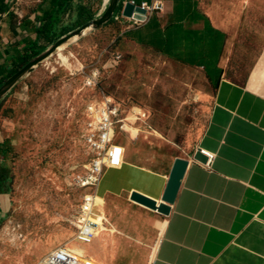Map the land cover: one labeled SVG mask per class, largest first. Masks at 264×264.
<instances>
[{
  "label": "rangeland",
  "instance_id": "374dc122",
  "mask_svg": "<svg viewBox=\"0 0 264 264\" xmlns=\"http://www.w3.org/2000/svg\"><path fill=\"white\" fill-rule=\"evenodd\" d=\"M87 3L96 15L93 21L110 1ZM199 4L228 33L230 49L224 68L228 79L246 84L264 56V0H199ZM116 16L56 52L0 99V137L6 149L0 165L7 167L8 183V193L0 197L9 206L0 215V264H38L61 245L81 249L87 264L151 262L163 218L130 201L131 193L113 196L111 192L132 186L154 191L156 181L137 166L166 171L169 176L165 168L199 143L215 88L201 72L129 46L119 37L123 22ZM116 56L121 57L117 64ZM83 68L100 70L96 92L86 88L84 76L76 72ZM102 92L127 109L134 108L129 115L137 120L141 117L135 111L143 112L147 124L159 134L148 133L142 121H127L131 140L118 135L124 160L137 166L105 171L98 188L94 211L106 225L119 230L114 233L117 245L112 247L102 246L97 232L88 238L70 222L85 192L78 179L86 174L84 166L91 158L83 140L85 109Z\"/></svg>",
  "mask_w": 264,
  "mask_h": 264
},
{
  "label": "crops",
  "instance_id": "0c3cea01",
  "mask_svg": "<svg viewBox=\"0 0 264 264\" xmlns=\"http://www.w3.org/2000/svg\"><path fill=\"white\" fill-rule=\"evenodd\" d=\"M20 2L23 19L9 12V0H0V88L57 40L80 28L76 26L82 8L96 18L87 0ZM122 2L136 6L157 2L164 7L140 27L120 23L119 37L125 43L201 72L215 88L208 124L199 143L178 157L189 164L170 215H159L167 224L149 264H264V56L246 84L234 83L224 69L230 49L228 33L199 0ZM198 149L215 157L210 169L194 159ZM5 156L0 137L1 163ZM173 163L165 169L171 172ZM134 166L127 161L121 169L107 170L122 172ZM137 167L156 181L154 191L122 187L119 192H111L113 196L137 191L161 199L169 179L167 172ZM8 208L7 199L0 197V215ZM118 225L121 227V223Z\"/></svg>",
  "mask_w": 264,
  "mask_h": 264
},
{
  "label": "built area",
  "instance_id": "2783aa9c",
  "mask_svg": "<svg viewBox=\"0 0 264 264\" xmlns=\"http://www.w3.org/2000/svg\"><path fill=\"white\" fill-rule=\"evenodd\" d=\"M20 3V0H9V12L17 18L23 19ZM139 7L147 12V20L152 14L161 13L164 10L163 5L157 2L151 5L143 4ZM115 19L127 22L129 28L140 27L144 24L124 18L122 12H119ZM120 60V56L115 57L116 64ZM76 72L84 76L86 88L94 92L99 90L100 70L87 71L83 68ZM131 110L103 92L98 99L89 102L86 106L83 140L90 152L91 158L86 164H89L90 168L85 165L86 174L78 179V183L85 189V192L70 222L77 232L88 238L94 237L100 227L95 220L94 206L103 174L107 169H121L126 163L124 150L118 145L117 138L119 134L128 136L127 117ZM203 154L207 157L204 165L210 169L215 157L205 152ZM90 190L92 192H89ZM78 262L79 257L61 245L53 250L48 260L43 259L38 264H77Z\"/></svg>",
  "mask_w": 264,
  "mask_h": 264
},
{
  "label": "water",
  "instance_id": "95a60500",
  "mask_svg": "<svg viewBox=\"0 0 264 264\" xmlns=\"http://www.w3.org/2000/svg\"><path fill=\"white\" fill-rule=\"evenodd\" d=\"M117 11L122 12V16L124 18L142 23H145L147 21V12L139 6H136L129 2L123 3L122 0H110L107 8H105V12L98 19L93 20L90 23L75 30L74 32L63 36L44 53L33 59L22 70L8 79L0 88V99L4 97L6 93H8L11 89H13L21 79H23L26 75L31 74L37 67L42 64V62L54 55L58 48L66 43L73 35H80L83 31L91 28L92 26L94 27L95 31L99 30L113 19V16ZM194 159L202 163H205L207 161V158L205 157L201 149L197 150ZM188 164L189 162L184 158L175 159L160 203L158 202V200L137 191L131 192L130 200L152 211L158 212L163 216H169L171 213L172 205L176 201L178 192L181 187V180L183 179Z\"/></svg>",
  "mask_w": 264,
  "mask_h": 264
},
{
  "label": "bare ground",
  "instance_id": "6f19581e",
  "mask_svg": "<svg viewBox=\"0 0 264 264\" xmlns=\"http://www.w3.org/2000/svg\"><path fill=\"white\" fill-rule=\"evenodd\" d=\"M110 1V0H108ZM107 5V4H106ZM105 5V6H106ZM94 30V27L92 26L91 28L83 31L80 35H73L66 43H64L63 45H61L58 50L56 52H59V51H64L66 50L71 44H74L76 43L81 37H84V36H87L91 33H93ZM53 56V55H52ZM49 59V58H48ZM47 61V59L42 62L45 63ZM41 64V65H42ZM136 114H140L139 117L141 118H138L137 120V117H135L134 114H131L129 115L128 117V122H130L131 124L135 123L136 121H142V123L146 126V130L148 133L150 134H154L156 136H159V134L157 132H155L148 124H147V115H145L143 112L141 111H135ZM119 145V144H118ZM120 146V145H119ZM87 168H90L89 164H88V167ZM158 198V197H157ZM159 199V198H158ZM158 202L160 203L161 202V199L158 200ZM155 212V211H154ZM156 214H159L158 212H155ZM94 215H95V220L98 222V224L100 225V227L98 228L97 230V240L99 241V243L104 246V247H112V246H116V240L114 239V233L115 232H119V230L115 227H110L108 225H106L102 219L97 215V213L94 211ZM166 224H167V220L166 219H163V221L159 224V230L161 232V236H160V239L156 245V247L154 248V252H153V256H152V259H151V262L153 261L154 257H155V254H156V251H157V248H158V245L160 243V240H161V237L163 235V232L165 230V227H166ZM64 246V245H62ZM64 247H66L69 251H71L72 253L76 254L78 257H79V262L77 264H87L88 262V259L86 257V255L84 254V252L81 250V249H75L73 247H70L68 245H65ZM53 252V251H52ZM51 252V253H52ZM50 253V254H51ZM50 254L46 256V258H44L45 260H48L49 257H50ZM150 262V263H151ZM22 264V263H20Z\"/></svg>",
  "mask_w": 264,
  "mask_h": 264
},
{
  "label": "trees",
  "instance_id": "16d2710c",
  "mask_svg": "<svg viewBox=\"0 0 264 264\" xmlns=\"http://www.w3.org/2000/svg\"><path fill=\"white\" fill-rule=\"evenodd\" d=\"M82 14H84L81 19L83 20L82 22H80V26L82 25H85L87 24L88 22H90L92 20V16L90 15V12H88L85 8H82L81 10ZM88 12V14H87ZM85 18V19H83ZM113 23V21L111 22ZM110 23V24H111ZM54 40H49L48 42L49 43H52ZM7 167L4 165V166H0V194H3V193H8L7 190L5 189V186H7L8 183L7 182V172H6V169ZM5 171L6 174L2 175V171Z\"/></svg>",
  "mask_w": 264,
  "mask_h": 264
}]
</instances>
